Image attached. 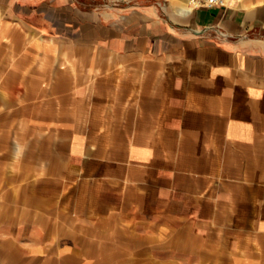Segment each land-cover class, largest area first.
<instances>
[{"label":"crops","instance_id":"0c3cea01","mask_svg":"<svg viewBox=\"0 0 264 264\" xmlns=\"http://www.w3.org/2000/svg\"><path fill=\"white\" fill-rule=\"evenodd\" d=\"M187 1L0 0V264H264V0Z\"/></svg>","mask_w":264,"mask_h":264},{"label":"built area","instance_id":"2783aa9c","mask_svg":"<svg viewBox=\"0 0 264 264\" xmlns=\"http://www.w3.org/2000/svg\"><path fill=\"white\" fill-rule=\"evenodd\" d=\"M191 7V9H197L201 7H213V6H223L225 5L224 0H189L188 3ZM219 34L221 36H226V33L224 31H219Z\"/></svg>","mask_w":264,"mask_h":264},{"label":"rangeland","instance_id":"374dc122","mask_svg":"<svg viewBox=\"0 0 264 264\" xmlns=\"http://www.w3.org/2000/svg\"><path fill=\"white\" fill-rule=\"evenodd\" d=\"M188 2V1H187ZM2 144L0 143V146H1ZM6 146H7V148H6V150H4L3 152L5 153H9V155H10V153H12L13 151H15V143L13 142V143H7V144H5ZM25 146H26V144H25ZM22 147V146H21ZM41 148V147H40ZM29 150L30 149H28V147L25 149V147H24V154H22L21 153V158H20V162H25L26 160H27V157H28V154L30 155L31 154V152H29ZM22 152H23V150H22ZM42 154V153H41ZM23 156L25 157L24 159H23ZM6 157V154L5 155H3V153L1 154L0 153V164H2L3 165V163L4 162H6V160H2L1 161V158H5ZM16 161V160H15ZM7 162H8V164H10V162H14V160L13 159H8L7 160ZM19 162V161H18Z\"/></svg>","mask_w":264,"mask_h":264},{"label":"bare ground","instance_id":"6f19581e","mask_svg":"<svg viewBox=\"0 0 264 264\" xmlns=\"http://www.w3.org/2000/svg\"><path fill=\"white\" fill-rule=\"evenodd\" d=\"M188 3H189V0H188ZM189 5V4H188ZM189 7H190V5H189ZM190 9H191V7H190Z\"/></svg>","mask_w":264,"mask_h":264}]
</instances>
